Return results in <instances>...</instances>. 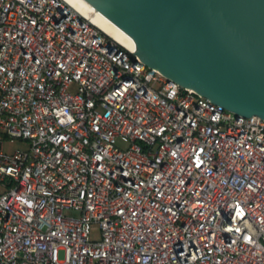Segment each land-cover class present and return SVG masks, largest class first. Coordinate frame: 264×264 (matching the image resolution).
I'll use <instances>...</instances> for the list:
<instances>
[{"label":"built area","instance_id":"obj_1","mask_svg":"<svg viewBox=\"0 0 264 264\" xmlns=\"http://www.w3.org/2000/svg\"><path fill=\"white\" fill-rule=\"evenodd\" d=\"M0 182V264H264V119L65 0H0Z\"/></svg>","mask_w":264,"mask_h":264},{"label":"water","instance_id":"obj_2","mask_svg":"<svg viewBox=\"0 0 264 264\" xmlns=\"http://www.w3.org/2000/svg\"><path fill=\"white\" fill-rule=\"evenodd\" d=\"M125 32L147 67L264 119V0H84Z\"/></svg>","mask_w":264,"mask_h":264},{"label":"bare ground","instance_id":"obj_3","mask_svg":"<svg viewBox=\"0 0 264 264\" xmlns=\"http://www.w3.org/2000/svg\"><path fill=\"white\" fill-rule=\"evenodd\" d=\"M71 6L79 10L82 14L90 16L91 19L107 34L113 37L118 42L122 43L130 50H134L132 39L113 24L108 18L96 11L90 4L84 0H65Z\"/></svg>","mask_w":264,"mask_h":264},{"label":"rangeland","instance_id":"obj_4","mask_svg":"<svg viewBox=\"0 0 264 264\" xmlns=\"http://www.w3.org/2000/svg\"><path fill=\"white\" fill-rule=\"evenodd\" d=\"M117 145L121 148H126L128 146V144L121 140L120 138H118L116 140ZM29 146V142L23 139H18V138H6L4 139V152L11 154L13 153L15 150H26ZM5 191V187L4 185L0 182V194H2ZM70 215H76V213L74 212H67ZM91 239L93 240H97L100 239V229H99V225L97 223H93L91 226V234H90Z\"/></svg>","mask_w":264,"mask_h":264}]
</instances>
